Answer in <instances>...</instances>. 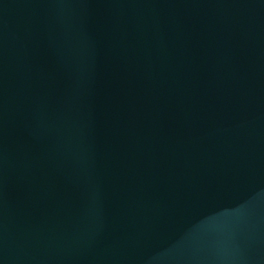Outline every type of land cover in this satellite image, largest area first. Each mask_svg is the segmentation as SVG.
<instances>
[{
    "label": "water",
    "instance_id": "water-1",
    "mask_svg": "<svg viewBox=\"0 0 264 264\" xmlns=\"http://www.w3.org/2000/svg\"><path fill=\"white\" fill-rule=\"evenodd\" d=\"M0 264H264V0H0Z\"/></svg>",
    "mask_w": 264,
    "mask_h": 264
}]
</instances>
